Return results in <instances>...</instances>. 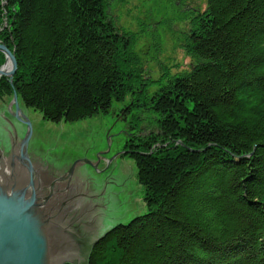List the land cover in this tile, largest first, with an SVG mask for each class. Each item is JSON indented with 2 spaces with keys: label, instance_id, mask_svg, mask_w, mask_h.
Listing matches in <instances>:
<instances>
[{
  "label": "trees",
  "instance_id": "16d2710c",
  "mask_svg": "<svg viewBox=\"0 0 264 264\" xmlns=\"http://www.w3.org/2000/svg\"><path fill=\"white\" fill-rule=\"evenodd\" d=\"M111 1L0 0L17 63L0 99L71 123L141 93L157 115L123 145L149 214L111 229L89 264H264V0H206L183 37L190 70L157 80Z\"/></svg>",
  "mask_w": 264,
  "mask_h": 264
},
{
  "label": "water",
  "instance_id": "95a60500",
  "mask_svg": "<svg viewBox=\"0 0 264 264\" xmlns=\"http://www.w3.org/2000/svg\"><path fill=\"white\" fill-rule=\"evenodd\" d=\"M0 78L12 80L15 56ZM9 64V70L4 71ZM20 102L0 100V264H89L117 225L149 214L123 124L98 116L51 124Z\"/></svg>",
  "mask_w": 264,
  "mask_h": 264
},
{
  "label": "rangeland",
  "instance_id": "374dc122",
  "mask_svg": "<svg viewBox=\"0 0 264 264\" xmlns=\"http://www.w3.org/2000/svg\"><path fill=\"white\" fill-rule=\"evenodd\" d=\"M205 9L206 0H112L108 14L119 30L134 37L133 51L143 72L149 79L157 80L165 69L170 75L190 70L191 60L182 48L183 37L189 32L192 18ZM142 102L141 93H134L123 102H113L107 113L87 119L101 115L115 118L124 125L128 139L135 132H156L157 115L146 106H135Z\"/></svg>",
  "mask_w": 264,
  "mask_h": 264
},
{
  "label": "flooded vegetation",
  "instance_id": "af4514ba",
  "mask_svg": "<svg viewBox=\"0 0 264 264\" xmlns=\"http://www.w3.org/2000/svg\"><path fill=\"white\" fill-rule=\"evenodd\" d=\"M129 151V149H123L122 148V152L121 153H123V152H128ZM124 155H125V153H123Z\"/></svg>",
  "mask_w": 264,
  "mask_h": 264
},
{
  "label": "bare ground",
  "instance_id": "6f19581e",
  "mask_svg": "<svg viewBox=\"0 0 264 264\" xmlns=\"http://www.w3.org/2000/svg\"><path fill=\"white\" fill-rule=\"evenodd\" d=\"M8 70H9V64L7 65L4 71H8Z\"/></svg>",
  "mask_w": 264,
  "mask_h": 264
}]
</instances>
